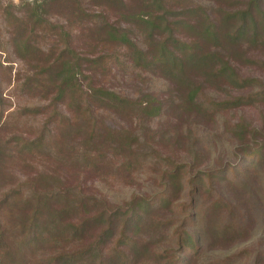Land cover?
<instances>
[{"label":"trees","instance_id":"obj_1","mask_svg":"<svg viewBox=\"0 0 264 264\" xmlns=\"http://www.w3.org/2000/svg\"><path fill=\"white\" fill-rule=\"evenodd\" d=\"M24 7L21 13L13 14L11 9L15 7L8 5L4 13L9 19L4 25L11 30L16 50L29 60L47 56L27 87L47 89L44 93L51 96L46 107L51 115L45 130L29 147L35 151L43 148L48 133L53 153L64 156L68 152L64 140L79 137L85 148L79 156L84 171L105 170L107 165L113 168V163L107 161L111 154L118 164L115 171L129 176L146 161L139 150L152 142L147 136L139 147L140 139L133 131L109 130L96 115L100 110L135 122L169 113L211 115L264 102V82L240 73V68L250 66L264 71V60L260 59L264 55V0H33ZM40 33L50 37V49L32 44ZM75 39L83 41L90 52L80 57L74 48ZM99 48L112 53L114 50L115 58L113 54L109 58L113 60L101 55L90 58ZM110 61L118 66L130 65L140 78L159 76L174 97L161 100L146 93L132 100L101 86L98 76L111 71ZM208 90L227 93L229 99H210L207 105L199 102V96ZM236 90L249 93L232 95ZM40 111L33 109L36 114ZM68 112L71 117L65 114ZM238 139L239 162L250 165L232 170L237 178L263 166L264 133L244 129ZM160 159L168 168L159 174L157 194L140 199L134 196L123 205L81 198L75 201L74 188L61 181L60 175L52 176L48 184L51 191L35 190L26 206L20 208L23 213L27 209V215L20 220L23 233L16 242H9L0 221V264H33L38 250L55 251L64 243L77 242L81 245L78 249L40 259L37 264H125V249L130 250L132 259L140 258L143 251L138 247L142 241L128 233L135 234L154 216L171 208H180L181 214L179 222L169 223V236L175 240L178 252L191 253L181 264L198 259L205 239H234L238 230L232 219L237 217V209L218 190L227 170L192 174L190 165ZM73 163L70 159L62 165L70 170ZM203 196L211 200L206 206L200 204ZM16 203L12 205L18 206ZM103 224L101 236L88 245L81 244ZM111 240L113 246L109 247ZM170 259L162 255L160 261H179L178 256L174 262ZM263 261L259 255L253 264ZM215 264L237 261L225 259Z\"/></svg>","mask_w":264,"mask_h":264},{"label":"rangeland","instance_id":"obj_2","mask_svg":"<svg viewBox=\"0 0 264 264\" xmlns=\"http://www.w3.org/2000/svg\"><path fill=\"white\" fill-rule=\"evenodd\" d=\"M32 1L0 0V204L3 207L0 211V221L5 226L4 232L9 242H16L23 233L20 220L25 219L27 209L23 213L20 208L26 206L25 202L36 193L35 190L50 192L48 184L52 176L60 175L61 181H67L74 188L75 201L81 198L90 202L106 201L109 204L123 205L134 196L140 199L157 194L159 174L168 168L161 157L169 158L176 164L192 166V174L227 170V175L219 184L218 190L223 199L237 209V217L232 221L237 226L238 235L224 242L205 239L198 259L191 264H215L233 258L237 264H253L254 258L259 255H262L264 260V164L246 176L237 178L232 174V170L250 165L240 163L241 159L236 155L237 150L241 148L238 135L244 129L253 128L264 133V102L248 107L215 111L211 115H205L204 112L188 115L169 113L150 121L135 122L100 110L96 115L101 117L109 130L133 131L140 139L139 147H142L147 136L152 140L139 150L140 154L146 156V161L136 167L129 176L115 171L118 164L116 165L111 154L107 155V161L113 163V168L107 165L105 170L84 171L79 156L81 157L85 148L79 137L65 139L67 154L56 156L51 149L52 141L48 139V133H45L43 148L35 151L29 146L45 130L44 127L51 115L50 108H46L51 96L44 93L47 89L33 90L27 85L29 79L35 75L40 61L45 60L47 56L29 60L24 53L16 50L13 36L10 35L11 30L4 25L9 19L4 13L8 5L15 7L11 9L13 14H19L25 10V3ZM49 38L48 35L40 33L39 37L34 39L36 42L32 44L40 46L42 50H48L52 45ZM74 48L80 57L90 52L84 47L83 41L76 42V39ZM92 54L94 55L90 58L101 55L106 56L108 60L112 54L115 58V51L112 53L110 49L99 48ZM117 58L122 60L119 55ZM260 59L264 60V55H261ZM108 69L111 71L98 76V81L101 86L114 93L132 100L140 99L146 93L161 100H170L174 97L171 96L173 92L170 91V87L159 76L140 78L130 65L118 66L111 61ZM240 73L243 77H254L264 82V71L254 66L240 68ZM81 81L86 85L83 79ZM247 93L248 90L231 92L235 96H245ZM226 95L204 91L202 96H199V102L207 105L210 99L215 102L228 100ZM35 108H39L40 113H34ZM65 114L68 117L72 116L69 112ZM147 130H150V133ZM90 154L95 155L93 151ZM70 159L74 161L73 167L67 170L62 164L63 161ZM55 170L57 172L53 173ZM199 200L203 206L211 202L206 196L200 197ZM12 202H17L18 206H13ZM179 213L180 208H171L154 216L153 220L147 222L145 227L135 234L128 233L129 237H136L142 241L138 242V247L143 251L140 258L132 259L130 250L125 249L127 256L125 264H164L160 261L162 255H168L173 262L175 256H178L179 261L176 260L175 264H181L184 258H190V252L185 254L178 252L174 245L175 240L169 236V223L179 222ZM104 225L94 228L83 241L81 240V244L88 245L94 242L101 236ZM112 244L113 240L110 241L109 247H112ZM80 246L79 242L64 243L63 247L55 251L50 248L38 250V255L32 260L33 264L36 260L38 261L35 264L40 259L46 260L54 254L70 252ZM107 253L111 252H104ZM236 256L239 257L235 258Z\"/></svg>","mask_w":264,"mask_h":264}]
</instances>
